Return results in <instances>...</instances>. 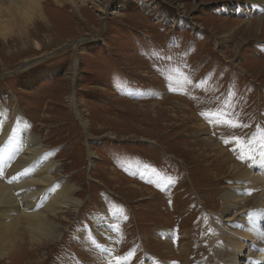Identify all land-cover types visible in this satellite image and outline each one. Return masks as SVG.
<instances>
[{"label":"rangeland","instance_id":"obj_1","mask_svg":"<svg viewBox=\"0 0 264 264\" xmlns=\"http://www.w3.org/2000/svg\"><path fill=\"white\" fill-rule=\"evenodd\" d=\"M73 1H45L50 24L31 28L32 40L0 38V104L54 151L56 177L77 186L81 203L60 220L56 242L38 250L26 242L0 264H94L103 256L99 220L113 223L107 248L133 251L131 264H207L208 236L235 183L190 117L232 162L261 153L264 4ZM164 229L176 237L166 240Z\"/></svg>","mask_w":264,"mask_h":264},{"label":"bare ground","instance_id":"obj_2","mask_svg":"<svg viewBox=\"0 0 264 264\" xmlns=\"http://www.w3.org/2000/svg\"><path fill=\"white\" fill-rule=\"evenodd\" d=\"M45 1L47 0H0V38L6 41L12 37L19 38L22 42L32 40L31 28H37L39 23L47 26L50 24L51 18L49 19L44 8ZM55 1L61 6L64 4L61 2L64 0ZM65 1L74 3L73 0ZM256 1V5L264 4V0ZM39 43L36 42L37 47L41 46ZM1 104L0 260L2 261L17 252V249L26 242L30 243L32 248L30 250L42 249L56 242L64 228L60 220L66 221L65 214L70 213L68 211L70 209L77 210L81 199L76 195L78 191L76 185H68L56 177L59 166L54 158V151L49 150L43 140L29 130L22 115L15 112L12 121L13 115L9 114ZM190 119L197 121L195 126L199 127V131L196 134H203L205 147L217 151L220 156H226L224 162L231 168L235 183L223 193L220 209L222 222L214 224L213 231L209 232L208 244L212 247V253L211 256L207 255L205 262L212 264L213 258L214 264H264V156L256 151L239 153L238 161L232 162V156L228 155L226 149L224 150L217 142L216 136L210 135L211 132L200 118L193 114ZM241 155L243 159L239 158ZM255 169L258 170L257 174ZM129 188L140 190V186L133 184ZM250 203L252 207H248ZM103 224L99 220L97 226L99 233L105 232L102 236L104 238L100 240L103 256L94 264H131L133 251L119 257L115 251L107 248L105 236H111L112 233L109 231L113 229V223L112 229L107 228L106 224L102 226ZM156 231L158 232V229ZM159 233L168 241L176 237V232L169 229L161 230ZM247 237L251 240L248 241ZM116 258L120 259L117 261ZM240 258L244 261L241 262ZM153 262L152 259L147 264H154ZM156 262L172 264L163 260Z\"/></svg>","mask_w":264,"mask_h":264},{"label":"snow or ice","instance_id":"obj_3","mask_svg":"<svg viewBox=\"0 0 264 264\" xmlns=\"http://www.w3.org/2000/svg\"><path fill=\"white\" fill-rule=\"evenodd\" d=\"M228 126H230V127H241V126H245V125H241L239 122H233V121H231L230 119L229 120H225L224 121ZM258 131H260V132H264V129H261V128H259V126H258ZM252 135V137L254 138V137H256V135H257V133H252L251 134ZM241 138L240 137H234V140H236V141H239ZM229 141L228 140H225V143H228ZM258 147L260 148V150H261V155L262 156H264V135H262L261 137H260V140H259V144H258ZM240 159H243L244 157H243V155H241V157H239ZM117 259V261L120 259V258H116ZM172 264H176V262H172Z\"/></svg>","mask_w":264,"mask_h":264}]
</instances>
